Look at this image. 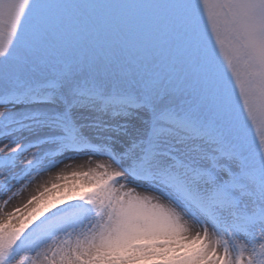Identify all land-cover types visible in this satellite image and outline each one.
Instances as JSON below:
<instances>
[{"label": "snow or ice", "instance_id": "snow-or-ice-1", "mask_svg": "<svg viewBox=\"0 0 264 264\" xmlns=\"http://www.w3.org/2000/svg\"><path fill=\"white\" fill-rule=\"evenodd\" d=\"M0 264H264V0H0Z\"/></svg>", "mask_w": 264, "mask_h": 264}, {"label": "rangeland", "instance_id": "rangeland-1", "mask_svg": "<svg viewBox=\"0 0 264 264\" xmlns=\"http://www.w3.org/2000/svg\"><path fill=\"white\" fill-rule=\"evenodd\" d=\"M77 163H78V164H83V163H85V161H78ZM57 172H59V170H57ZM63 174L66 175V176H68L69 179H65V180H54L53 182H54L55 184H57L58 187H57L56 189H54L53 192H52V193H49L48 195H56V194H58V193H60V192H63L65 186H71V185H73V184L82 183V181H80L79 179H72V178H71V169H68V170L65 171ZM52 175L54 176V175H56V173L54 172ZM34 187H35V186H33V188H34ZM49 187H51V185H49ZM32 191H33L32 188L28 189V190L25 192L24 197H21V199H24V198H25L30 192H32ZM18 202H19V201H17V203H18Z\"/></svg>", "mask_w": 264, "mask_h": 264}]
</instances>
